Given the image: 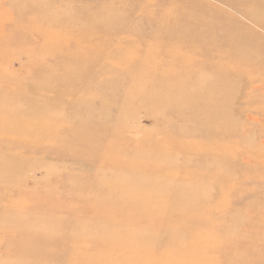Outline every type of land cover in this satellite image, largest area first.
Instances as JSON below:
<instances>
[{
    "label": "rangeland",
    "instance_id": "374dc122",
    "mask_svg": "<svg viewBox=\"0 0 264 264\" xmlns=\"http://www.w3.org/2000/svg\"><path fill=\"white\" fill-rule=\"evenodd\" d=\"M0 264H264V0H0Z\"/></svg>",
    "mask_w": 264,
    "mask_h": 264
}]
</instances>
